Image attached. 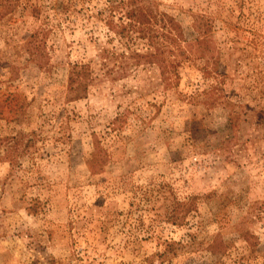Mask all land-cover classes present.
Returning a JSON list of instances; mask_svg holds the SVG:
<instances>
[{
  "label": "rangeland",
  "instance_id": "obj_1",
  "mask_svg": "<svg viewBox=\"0 0 264 264\" xmlns=\"http://www.w3.org/2000/svg\"><path fill=\"white\" fill-rule=\"evenodd\" d=\"M110 1L0 16V264H264V0H158L189 38L204 18L214 55L168 88L129 62Z\"/></svg>",
  "mask_w": 264,
  "mask_h": 264
},
{
  "label": "trees",
  "instance_id": "obj_2",
  "mask_svg": "<svg viewBox=\"0 0 264 264\" xmlns=\"http://www.w3.org/2000/svg\"><path fill=\"white\" fill-rule=\"evenodd\" d=\"M19 0H0V16L11 11ZM105 23L120 43L130 50L129 62L138 65L151 62L157 65L164 87H177L180 83V67L190 59L204 61L203 72L211 75L212 69L207 65L213 58L212 40L207 33L209 23L197 19L193 23L196 35L187 37L182 24L176 17L160 8L158 0H111ZM39 32L31 33L27 42V50L31 59L39 65L45 64L47 56L43 53L38 41ZM142 44L140 48L138 45ZM46 56L44 62L42 58ZM68 71L67 88L74 91L70 98L84 95L90 73L87 65L73 63ZM92 78V74H91ZM210 96L212 89H205ZM195 196L177 204L186 206L189 211ZM190 206V207H189ZM178 210L174 211L175 215ZM174 215V216H175Z\"/></svg>",
  "mask_w": 264,
  "mask_h": 264
}]
</instances>
